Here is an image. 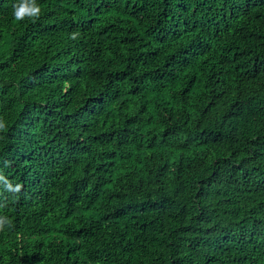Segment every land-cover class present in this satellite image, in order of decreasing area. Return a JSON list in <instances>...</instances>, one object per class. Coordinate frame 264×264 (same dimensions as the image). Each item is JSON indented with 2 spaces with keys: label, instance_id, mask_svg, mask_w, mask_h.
Returning a JSON list of instances; mask_svg holds the SVG:
<instances>
[{
  "label": "trees",
  "instance_id": "1",
  "mask_svg": "<svg viewBox=\"0 0 264 264\" xmlns=\"http://www.w3.org/2000/svg\"><path fill=\"white\" fill-rule=\"evenodd\" d=\"M14 3L0 264H264V0Z\"/></svg>",
  "mask_w": 264,
  "mask_h": 264
},
{
  "label": "clouds",
  "instance_id": "2",
  "mask_svg": "<svg viewBox=\"0 0 264 264\" xmlns=\"http://www.w3.org/2000/svg\"><path fill=\"white\" fill-rule=\"evenodd\" d=\"M13 17L15 20L24 21L26 19L35 22L40 18L41 8L37 3V0H17V3L13 4ZM78 33H71L70 38L76 39ZM6 124L0 119V130H5ZM22 184H15L13 186L11 183H5V191L11 192L12 194H17L22 191ZM12 221L7 216H0V231H3L5 226H11Z\"/></svg>",
  "mask_w": 264,
  "mask_h": 264
}]
</instances>
